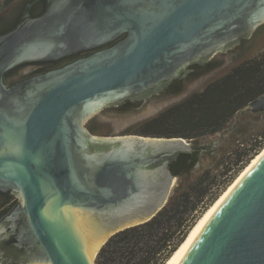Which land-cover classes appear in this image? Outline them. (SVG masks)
Wrapping results in <instances>:
<instances>
[{
	"label": "water",
	"instance_id": "water-1",
	"mask_svg": "<svg viewBox=\"0 0 264 264\" xmlns=\"http://www.w3.org/2000/svg\"><path fill=\"white\" fill-rule=\"evenodd\" d=\"M45 5L32 15L29 4L16 25L0 33V191L11 189L20 198L10 232L0 229V264H95L114 234L149 221L168 203L178 179L169 164L200 144L211 149L228 139L218 142L236 116L220 138L193 142L97 135L87 120L125 98L159 92L190 64L250 36L264 24V0ZM122 35L62 67L5 81V73L22 63L57 60ZM263 110L264 94L241 111ZM166 264H264V155Z\"/></svg>",
	"mask_w": 264,
	"mask_h": 264
},
{
	"label": "trees",
	"instance_id": "trees-1",
	"mask_svg": "<svg viewBox=\"0 0 264 264\" xmlns=\"http://www.w3.org/2000/svg\"><path fill=\"white\" fill-rule=\"evenodd\" d=\"M12 1L0 0V11ZM40 2L34 3L33 14L44 6ZM10 17L9 14L0 17V32L13 27L14 24L5 20ZM11 20L14 23L16 19ZM211 63L207 68L212 67ZM262 94L264 51L232 66L202 89L144 120L133 132L144 136L182 137L193 142L224 130L239 111ZM263 148L264 132L239 141L228 157L215 166L217 172L211 169L195 177L191 175L196 156L178 155L170 164L178 185L165 207L149 221L114 234L99 251L95 264H165L198 219ZM188 157L192 159L191 164Z\"/></svg>",
	"mask_w": 264,
	"mask_h": 264
},
{
	"label": "rangeland",
	"instance_id": "rangeland-1",
	"mask_svg": "<svg viewBox=\"0 0 264 264\" xmlns=\"http://www.w3.org/2000/svg\"><path fill=\"white\" fill-rule=\"evenodd\" d=\"M262 51H264V24L259 26L250 36L240 39L239 42L234 44L232 47L222 52H218L209 61L212 62V67L207 68L204 74L196 77L189 76L186 79L184 89L178 96H162V98L160 97L157 99L151 97V99L147 101L146 105L139 111L117 112L113 109L104 107L97 114H95L89 122H87L86 126L88 127V124H90V131L97 135L135 134L133 132L134 128L144 120L155 116L166 107L181 101L192 92L202 89L209 81L229 71L232 66L246 59L252 58ZM162 91L165 95H167L168 92L165 91V89L161 90V92ZM150 96L151 95H149V97ZM232 121L226 127L231 126ZM262 132H264V110L258 112H238V114H236L234 125L230 127L221 138V131L213 135L203 137L204 139L220 138L218 142H221L224 138L228 139H224L222 143L212 147L211 149H207V151H204L201 154L199 165L192 170L191 177H195L211 169L217 172L215 166L228 157L231 153L230 150H233L234 146H236L239 141L249 140L251 137ZM177 185L178 179L172 187L170 196L173 194Z\"/></svg>",
	"mask_w": 264,
	"mask_h": 264
},
{
	"label": "flooded vegetation",
	"instance_id": "flooded-vegetation-1",
	"mask_svg": "<svg viewBox=\"0 0 264 264\" xmlns=\"http://www.w3.org/2000/svg\"><path fill=\"white\" fill-rule=\"evenodd\" d=\"M38 1L39 2L41 1L39 3V5H41L42 2H44V4H43L44 6H41V8H40L41 11L39 10L40 12H38L37 14H33L32 13V7H33L34 3L38 2ZM29 4H31L30 12L32 15L41 14L44 11L45 6H46L45 0H32V1L13 0L10 4H8L6 6V9H8L7 14H9V16H11V17H10V19H5V20L9 21L10 24H14L13 25V27H14L16 25V23L18 22L19 18L22 16L25 8ZM21 7H22V9H21ZM42 9H43V11H42ZM12 18L16 19L14 21V23L11 20ZM12 28H10V29H12ZM10 29L5 30L4 32H6ZM4 32H0V33H4ZM123 37H124V35L120 36L119 38H117L113 42L107 43V44L102 45L100 47L80 51V52H77V53H74V54H71L68 56H64V57L57 59V60L22 63V64L16 66L15 68H13V69H11L5 73V76H4L5 81L9 85H11V84H14L18 81H22V80L31 78L35 75L45 73L49 70L62 67V66L66 65V64H68V63H70L76 59L86 57L93 52H96V51L104 49V48H108ZM209 61L194 62V63L190 64L188 66L189 70L187 71V74L185 76H183L181 78L173 79L164 88L165 91L168 92L167 95H165V93L163 91H162L163 92L162 93L161 89H160L159 92L152 93L150 97L148 94H145V95H142L139 97L125 98L123 101H121L117 104L108 105L106 107L108 109H113L117 112L139 111L146 105L147 101L150 100L151 97L157 99L160 97L162 98V96H166V97L167 96H178L180 94V92L184 89V86L186 85V79L189 76L196 77V76H200L201 74H204L206 69H207V64L209 63ZM90 119L91 118H89L87 120V122H89ZM87 122H86V124H87ZM87 128L90 130V124H88ZM197 147H199V148H197ZM196 148H197V150H195L193 153H190V154H193L194 156H196L195 162L198 158H200L201 154L204 151H207V149H209L208 146L205 144H200L199 146H196ZM187 154H189V153H187ZM191 162H192V159L190 157H188V163L191 164ZM170 164L168 166V169L171 172ZM193 167L195 168L196 164H194ZM19 201H20L19 196L13 190L7 189L4 191H0V226H1L0 229L4 233H8L11 230L10 225H9V224H11V215H12L14 209L17 206H19ZM1 240L4 241L3 238ZM9 244H10V240L7 242V245H9Z\"/></svg>",
	"mask_w": 264,
	"mask_h": 264
},
{
	"label": "bare ground",
	"instance_id": "bare-ground-1",
	"mask_svg": "<svg viewBox=\"0 0 264 264\" xmlns=\"http://www.w3.org/2000/svg\"><path fill=\"white\" fill-rule=\"evenodd\" d=\"M264 155V149L254 158L252 161L248 164V166L240 173V175L234 180L232 184L229 185V187L220 195V197L204 212V214L198 219V221L195 223V225L192 227L191 231L189 232L187 238L197 229L201 221L204 219L206 214L213 208L215 207L220 201L223 200V198L228 194V192L233 188V186L238 182V180L243 176V174L262 156ZM186 238V239H187ZM185 239V240H186ZM102 244V241L100 244H98L97 248H95L94 255L96 251L99 249L100 245ZM178 250V249H177ZM177 250L172 254V256L166 261V263L173 257V255L177 252ZM165 263V264H166Z\"/></svg>",
	"mask_w": 264,
	"mask_h": 264
}]
</instances>
